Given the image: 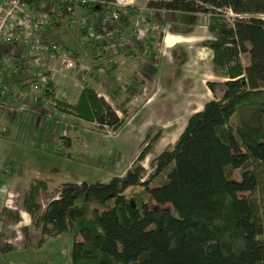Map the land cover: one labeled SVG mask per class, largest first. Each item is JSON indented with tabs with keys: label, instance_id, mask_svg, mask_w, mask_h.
I'll return each mask as SVG.
<instances>
[{
	"label": "trees",
	"instance_id": "trees-1",
	"mask_svg": "<svg viewBox=\"0 0 264 264\" xmlns=\"http://www.w3.org/2000/svg\"><path fill=\"white\" fill-rule=\"evenodd\" d=\"M146 5L208 14L211 38L202 45L224 79L206 85L209 90L219 85L220 98L205 101L187 117L173 146L149 160L148 173L140 161L159 132L144 134L121 174L106 182H63L42 209L36 197L45 183L30 181L22 210L42 236L70 233V264H264V218L257 198L264 188V0H149ZM168 29L187 30L185 24ZM174 62L181 65L184 59ZM137 83L132 80V89ZM49 87L44 93L50 101L55 86ZM68 110L98 129L114 132L123 124L90 86L80 89ZM148 198L157 206L148 207ZM7 213L17 220L16 212Z\"/></svg>",
	"mask_w": 264,
	"mask_h": 264
},
{
	"label": "rangeland",
	"instance_id": "rangeland-1",
	"mask_svg": "<svg viewBox=\"0 0 264 264\" xmlns=\"http://www.w3.org/2000/svg\"><path fill=\"white\" fill-rule=\"evenodd\" d=\"M147 1L131 3L147 15L152 30L148 41L151 49L145 44L146 53L140 59L127 54L124 70L115 67L108 76L110 84L104 101L123 119L118 130L98 129L95 122H86L67 111L82 87H101L96 72L86 69L79 76L77 70L63 72V99L57 94L47 102L50 109L41 113L35 110L21 119L16 115L5 122L8 128L0 133V264H70V233L42 236L22 210V198L30 181L45 183L36 197L42 209L63 182H106L121 173L142 147L144 134L159 132L140 161L148 173L149 160L173 146L187 117L200 110L205 101L220 98L219 85L212 90L206 85L224 79L213 66L211 51L202 45L211 38L206 29L208 14L187 16L160 11L152 15L154 11L148 9ZM225 15L232 16L227 11ZM173 24H185L186 32L171 33L168 28ZM171 36L179 43L168 49L164 40L171 47ZM47 37L84 53L87 59L83 65H91L88 61H92L94 46L83 37H76L64 20L50 28ZM181 57L184 63L176 65L174 60ZM240 62H246L244 56H240ZM135 79L137 87L132 89ZM57 101L65 102L67 107H57ZM257 198L264 218V188L259 189ZM147 204L150 208L157 206L151 198ZM7 211L16 212L17 220L13 221Z\"/></svg>",
	"mask_w": 264,
	"mask_h": 264
},
{
	"label": "built area",
	"instance_id": "built-area-1",
	"mask_svg": "<svg viewBox=\"0 0 264 264\" xmlns=\"http://www.w3.org/2000/svg\"><path fill=\"white\" fill-rule=\"evenodd\" d=\"M63 20L76 37L94 46L90 66L83 65L84 53L47 37ZM151 31L147 15L128 0H0V123L45 112L49 100L44 92L69 70H77V76L84 69L95 71L101 86L95 95L106 99L115 58L132 54L140 59Z\"/></svg>",
	"mask_w": 264,
	"mask_h": 264
},
{
	"label": "crops",
	"instance_id": "crops-1",
	"mask_svg": "<svg viewBox=\"0 0 264 264\" xmlns=\"http://www.w3.org/2000/svg\"><path fill=\"white\" fill-rule=\"evenodd\" d=\"M150 11L152 10V11H154L153 13H152V15H155L157 12H160V10H154V9H151V8H148ZM161 13H163V11H161ZM168 13H170V12H168ZM177 35H179V34H176V36ZM167 37V36H166ZM172 37V36H171ZM164 39H166V38H164ZM172 46L171 47H167L166 45H165V42H164V47H166V48H172L174 45H176V44H178L179 43V40H177V38H173L172 37ZM93 56V55H92ZM86 59H87V57H86ZM128 58L126 57V55H119V56H117L116 57V68H121V69H123L124 70V66L126 65V60H127ZM88 61V60H87ZM91 60H89L88 61V63L90 62ZM115 68V69H116ZM55 84H56V86H55ZM54 86H55V88H57L56 90H55V98L57 97V94H59L58 96L60 97V98H62L63 99V73L62 74H60V75H57L56 77H55V80H54ZM63 101V100H62ZM7 118L6 119H3V123L1 122L0 124L4 127V130L6 131L7 130V128H8V126L6 125V123L5 122H7ZM127 167V166H126ZM125 167V168H126ZM125 168H123V171H124V169ZM123 171H121V173L123 172ZM121 173H119V174H121Z\"/></svg>",
	"mask_w": 264,
	"mask_h": 264
},
{
	"label": "clouds",
	"instance_id": "clouds-1",
	"mask_svg": "<svg viewBox=\"0 0 264 264\" xmlns=\"http://www.w3.org/2000/svg\"><path fill=\"white\" fill-rule=\"evenodd\" d=\"M128 2H131V0H128Z\"/></svg>",
	"mask_w": 264,
	"mask_h": 264
}]
</instances>
